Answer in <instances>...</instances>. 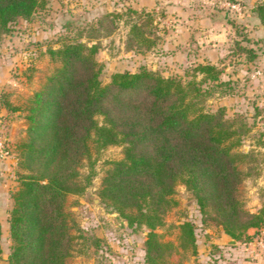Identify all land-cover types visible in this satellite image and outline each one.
Segmentation results:
<instances>
[{
  "label": "trees",
  "instance_id": "trees-1",
  "mask_svg": "<svg viewBox=\"0 0 264 264\" xmlns=\"http://www.w3.org/2000/svg\"><path fill=\"white\" fill-rule=\"evenodd\" d=\"M44 1L0 0V37L17 19L30 21ZM253 11L264 27V3ZM127 13L133 18L125 50L144 53L155 47L151 12ZM98 49V42L79 40L47 49L57 65L27 98L24 136L13 150L17 184L7 212L8 264H66L75 236L65 199L80 194L90 181L91 146L96 151L122 146L121 158L110 161L101 177L97 196L125 226L147 229L144 264H160L177 246L196 254L192 222L178 224L176 246L160 241L155 231L176 204L177 184L192 194L202 221H211L234 240L261 228L264 204L250 212L239 198V187L252 171L251 152L238 149L244 124L225 117L222 108H204L211 91L227 84L219 79L221 69L198 62L180 78L141 65L111 72L103 81ZM4 106L20 109L6 101ZM84 159L88 172L83 182L78 168Z\"/></svg>",
  "mask_w": 264,
  "mask_h": 264
},
{
  "label": "rangeland",
  "instance_id": "rangeland-1",
  "mask_svg": "<svg viewBox=\"0 0 264 264\" xmlns=\"http://www.w3.org/2000/svg\"><path fill=\"white\" fill-rule=\"evenodd\" d=\"M259 3L264 0H45L30 21L17 19L10 25L9 33L0 37V61L8 66L6 81L0 85V106L5 108L6 101L20 108H5L9 121L2 132L14 150L24 136L23 108L27 98L57 65L47 53L49 48L56 49L72 40L98 42L95 59L102 65L103 81L108 80L111 72L135 71L141 65L163 76L184 78L197 60H210L207 56L202 58L207 50H214L213 64L221 69L219 79L227 84L211 91L203 102L204 108H222L225 117L242 120L245 131L238 149L251 152L248 166L252 171L239 187V198L245 209L257 211L264 204V27L253 11ZM128 9L152 14L158 40L155 47L144 53L124 48L129 20L133 18ZM96 119L101 120L99 116ZM11 125L15 126L14 139L8 136ZM121 150V145L97 151L91 146L90 181L80 194L66 196L65 209L75 236L66 264H144L147 229L125 226L114 213L103 208L97 196L101 177L110 161L121 158ZM15 153L8 159L12 165L5 175L11 182H7L0 197V264H8L7 212L12 202L10 192L17 184ZM78 171L84 182L88 172L85 159ZM172 197L176 204L165 211L163 222L155 231L160 241L176 246L178 224L192 222L196 254L177 246L160 264H225L224 248L221 243H214L223 234L220 227L209 220L202 221L192 194L183 184L175 186ZM95 238L101 241L96 244ZM258 238L264 239V225L234 240L231 247L239 254L236 260L242 262L244 258L243 264H264V248L256 243Z\"/></svg>",
  "mask_w": 264,
  "mask_h": 264
},
{
  "label": "crops",
  "instance_id": "crops-1",
  "mask_svg": "<svg viewBox=\"0 0 264 264\" xmlns=\"http://www.w3.org/2000/svg\"><path fill=\"white\" fill-rule=\"evenodd\" d=\"M213 54H216V51L214 50H207L205 52V55L202 56V58H204L205 56H207L210 60H207L205 62H209L213 64ZM201 55V54H199ZM197 62H204L202 59L197 60ZM3 62L0 61V85L3 84V82H5L6 78H5V73H6V69L8 68L7 64H2ZM7 111L4 107L0 106V130L2 131V128L6 127V122L9 121V116L7 115ZM15 126L11 125L9 126V130H8V136L9 138H13L14 135V130ZM10 165H12V161L10 160H6V161H2L0 162V197H3L4 194V187L7 184V182H11L8 179L5 178V175L7 172L10 173ZM12 190V189H10ZM100 237V236H99ZM220 240H222V235L221 238H219L218 240H215L214 243H220ZM232 245H225L221 243V248H224V253L227 254L226 258L227 261H225V264H243L244 262H246L245 260L242 259V262H239L240 260H236V256L239 254H236V252L233 250V248L231 247ZM244 261V262H243ZM264 263V260L263 262ZM246 264V263H245Z\"/></svg>",
  "mask_w": 264,
  "mask_h": 264
},
{
  "label": "built area",
  "instance_id": "built-area-1",
  "mask_svg": "<svg viewBox=\"0 0 264 264\" xmlns=\"http://www.w3.org/2000/svg\"><path fill=\"white\" fill-rule=\"evenodd\" d=\"M233 9H237L236 6H230ZM13 149L9 144L8 138L0 131V161H6L12 156ZM258 243L262 248H264V239L258 238ZM130 264V263H127Z\"/></svg>",
  "mask_w": 264,
  "mask_h": 264
},
{
  "label": "water",
  "instance_id": "water-1",
  "mask_svg": "<svg viewBox=\"0 0 264 264\" xmlns=\"http://www.w3.org/2000/svg\"><path fill=\"white\" fill-rule=\"evenodd\" d=\"M97 198H93V201H95ZM234 239L231 238L229 235L223 233L222 234V240H220V243L224 245H232L234 243Z\"/></svg>",
  "mask_w": 264,
  "mask_h": 264
}]
</instances>
